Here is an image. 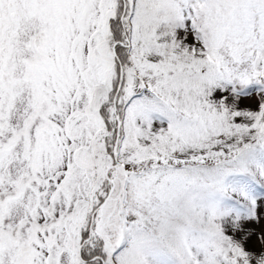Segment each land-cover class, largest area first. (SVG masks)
<instances>
[{
  "label": "snow or ice",
  "instance_id": "obj_1",
  "mask_svg": "<svg viewBox=\"0 0 264 264\" xmlns=\"http://www.w3.org/2000/svg\"><path fill=\"white\" fill-rule=\"evenodd\" d=\"M0 264H264V0H0Z\"/></svg>",
  "mask_w": 264,
  "mask_h": 264
}]
</instances>
